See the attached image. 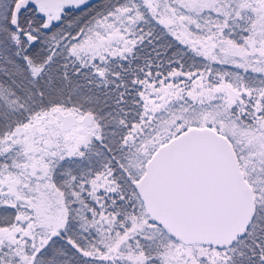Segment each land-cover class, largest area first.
Listing matches in <instances>:
<instances>
[{
	"label": "snow or ice",
	"instance_id": "obj_1",
	"mask_svg": "<svg viewBox=\"0 0 264 264\" xmlns=\"http://www.w3.org/2000/svg\"><path fill=\"white\" fill-rule=\"evenodd\" d=\"M0 264H264V0H0Z\"/></svg>",
	"mask_w": 264,
	"mask_h": 264
}]
</instances>
